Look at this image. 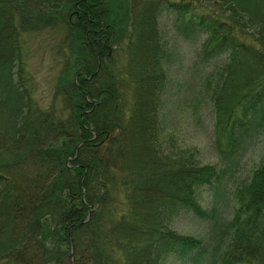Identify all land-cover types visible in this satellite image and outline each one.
I'll return each mask as SVG.
<instances>
[{"label": "trees", "instance_id": "trees-1", "mask_svg": "<svg viewBox=\"0 0 264 264\" xmlns=\"http://www.w3.org/2000/svg\"><path fill=\"white\" fill-rule=\"evenodd\" d=\"M237 2L249 24L262 27L218 0H0V153L23 155L0 168V239L10 230L16 243L0 264H199L203 240L172 225L216 216L201 192L221 183L264 132V41L254 38L264 0ZM164 16L178 37L200 42L197 62L211 68L203 89L215 114L214 150L227 169L166 148L175 55ZM55 25L69 50L55 88L64 107L46 110L22 39ZM130 77L136 95L124 112ZM238 198L213 264H264V161Z\"/></svg>", "mask_w": 264, "mask_h": 264}, {"label": "rangeland", "instance_id": "rangeland-1", "mask_svg": "<svg viewBox=\"0 0 264 264\" xmlns=\"http://www.w3.org/2000/svg\"><path fill=\"white\" fill-rule=\"evenodd\" d=\"M222 2L228 4L229 7L237 8L238 13L244 17V24L251 27H262L257 22L249 24L248 17L250 15L241 9L244 4H239L237 0H218V3ZM249 3L251 2L245 4ZM218 5L220 6V4ZM214 8L216 9V7ZM160 24L163 33L170 40V46L175 55V62L169 69L171 87L166 96L164 109L168 126L166 137L167 140L172 137L173 141L168 143L166 140V148L173 156H192V159L200 165H216L219 168L227 169L214 150L215 114L203 89V80L211 68L197 62L200 42H187L178 37L171 20L166 16L161 18ZM248 29L250 33H254L253 28ZM259 30L261 32L254 38L259 37L264 41V27ZM64 33V28L61 25H55L48 28L41 27L40 30L36 29L23 34L25 67L35 90L36 101L46 110H51L53 107H64L60 99H55L58 77L66 65L63 57L67 49V46L64 45ZM127 46L129 45H126V52L123 50V54L126 56L120 54L122 56L118 61L123 65L131 54L130 48ZM67 51L69 52L68 49ZM130 78L126 79V87L122 89V98L120 99V109L124 112L132 110L136 95L131 85L132 77ZM22 157L23 155L19 153L5 155L0 153V168ZM263 161L264 132L237 161L236 166L227 170L221 183L215 184L212 188H205L201 192L200 203L203 208L216 209V216L212 220L204 221L196 219L192 215L183 216L173 223L172 228L179 234L203 240L202 255L195 257V259L199 258V264H213L214 260L220 262V257L227 244L225 238L219 233L222 231V227L233 218L234 211L239 205V190L250 182L254 172ZM15 245L9 230L0 239V255L8 253ZM176 264H195V262L189 260Z\"/></svg>", "mask_w": 264, "mask_h": 264}]
</instances>
